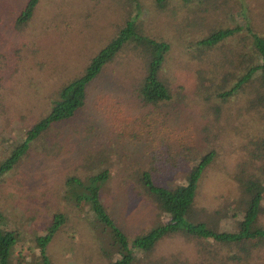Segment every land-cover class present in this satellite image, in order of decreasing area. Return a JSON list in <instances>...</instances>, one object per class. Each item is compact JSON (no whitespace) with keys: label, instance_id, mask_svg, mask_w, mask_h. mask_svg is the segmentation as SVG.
I'll list each match as a JSON object with an SVG mask.
<instances>
[{"label":"rangeland","instance_id":"1","mask_svg":"<svg viewBox=\"0 0 264 264\" xmlns=\"http://www.w3.org/2000/svg\"><path fill=\"white\" fill-rule=\"evenodd\" d=\"M25 1L0 0V160L7 156L29 125L46 112L53 90L67 77L80 72L82 65L104 45L127 12L137 13L148 35L168 43L161 70L170 85L179 84L186 94L194 84V70L205 65L190 57L189 52L194 53V47L189 45V38L203 34L208 24L215 23L208 17L201 20L205 10L194 12L181 0H168L163 8H158L154 0H38L28 22L15 29L11 19ZM240 1L243 8L235 14L221 13L219 25L244 23L256 35L264 37V0ZM191 17L199 18V24L185 32L181 20L188 21ZM242 33L223 41V46L240 50L238 39ZM140 66L138 58L121 52L90 83L87 101L75 119L53 124L43 137L31 142L28 149L1 172L0 225L14 232L13 253L20 263L28 261L24 252L35 256L34 236L42 234L51 216L59 211L66 219L56 226L45 245L51 264L105 262L98 248L103 252L106 244L95 231L91 219L82 210L71 208L66 201L74 191L66 179L84 173L97 152H101L99 157L109 172L107 179L98 185L99 197L108 216L129 239L140 229L154 224L157 218L153 204L138 194L139 190L130 179L123 177L124 170L128 173L132 167H146L151 159L150 150L155 149L157 155H161L155 160L156 176H160L163 183H176L186 175L192 162L183 161L185 146L196 150L204 148L200 99L185 97L183 100L190 102L188 106L166 108L168 113L163 120L154 118L152 121L148 117L153 123L149 132L154 136L153 142L146 131L148 126L138 127L137 121L127 126L139 128L136 139H128L127 128L123 131L126 137L108 129L102 112L94 107L106 111L105 118L116 105H120V112H128V116L137 114V103L132 102L133 93L129 88L134 85V77L140 75ZM244 97L243 94V100ZM226 99L231 111L242 104L234 102L232 96ZM139 110L141 112L142 108ZM73 126L78 127L76 133ZM51 139L56 143L49 149L47 144ZM233 142L236 145L235 138L232 142L228 136L222 138V150L217 157L220 159L215 161L218 165L206 168L199 178L195 203L210 211L219 205L225 211L236 199L234 185L228 177L240 155L237 147L229 152ZM175 150H181L180 157L172 155ZM174 161L177 166L172 164ZM228 220L224 225L229 224ZM169 253H178L191 263L207 255L200 256L192 241L178 235L161 238L152 252L154 256Z\"/></svg>","mask_w":264,"mask_h":264},{"label":"trees","instance_id":"2","mask_svg":"<svg viewBox=\"0 0 264 264\" xmlns=\"http://www.w3.org/2000/svg\"><path fill=\"white\" fill-rule=\"evenodd\" d=\"M37 1L26 0L14 12L11 25L15 29L28 22ZM167 1L154 0V4L163 8ZM181 2L194 12L205 10L201 20L208 17L215 21L208 24L203 34L189 38V45L194 47V53L189 52L190 57L205 64L194 70L195 81L190 92L186 94L179 84L170 85L161 70L168 43L148 35L140 25L137 13L131 15L127 12L104 45L82 65L80 72L67 77L53 90L46 112L29 125L7 156L0 160V174L28 149L31 142L43 137L53 124L75 119L76 113L87 101L90 83L103 67L113 62L121 52L130 54L141 63L140 75L134 77V85L131 84L129 88L133 93L132 102L137 103V114L128 116V112H120V105H116V109L113 107L105 118L107 112L95 106V110L102 112L108 129L126 137L123 131L127 128L128 139H136L138 127L147 125L146 131H151L153 123L148 117L152 121L154 118L163 120L168 113L166 108L174 109L181 104L188 106L190 102L186 103L188 101L183 100L185 97L188 100L200 99L198 106L203 118L201 129L205 145L202 150L185 146L183 161L192 162L186 175L176 183H163L159 180L160 176H156L158 168L155 160L161 155H157L155 149L150 150L151 159L146 167H132L128 173L124 170L123 177L130 179L139 190L138 194L153 204L157 218L154 224L140 229L129 239L108 216L98 194V185L107 179L109 173L107 165L99 157L101 152L94 155L93 162L84 173L66 179L74 189L66 201L71 208L82 210L91 219L89 221L100 239L105 241L103 252L98 248V253L101 251L100 254L105 257L103 264H264V37L256 35L244 23L219 25L221 13L235 14L243 8L240 0ZM195 17L188 18V21L181 20L183 31L195 29L200 15L199 18ZM239 32H243L238 39L240 50L223 46V41ZM224 86L228 87L223 89ZM230 96L234 102L242 103L233 107L232 111L226 105V98ZM238 96L240 98L237 100ZM135 121L138 127H127ZM72 130L76 133L78 127L73 126ZM148 135L153 142L154 136ZM54 136L57 140V134ZM226 136L231 142L233 138L236 139V145L233 142L229 152L236 147L240 152L228 176L234 185L236 199L225 211H222V205L210 211L195 203L196 188L202 172L218 165L215 161L220 159L217 157L222 150L221 141ZM55 139L48 142L49 149L55 145ZM179 153L181 150H175L172 155L180 157ZM172 164L177 166L175 161ZM51 217L44 232L34 236L35 256L32 257L29 251L24 252L28 261L22 263L13 253L16 241L14 232L1 224L0 264H51L45 245L56 226L66 219L60 211L54 212ZM227 220L229 224L224 225ZM170 235L192 241L200 256L207 254L204 260L200 258L199 262L191 263L178 253L154 256L152 252L156 242Z\"/></svg>","mask_w":264,"mask_h":264}]
</instances>
